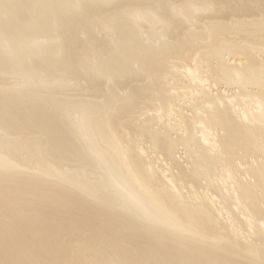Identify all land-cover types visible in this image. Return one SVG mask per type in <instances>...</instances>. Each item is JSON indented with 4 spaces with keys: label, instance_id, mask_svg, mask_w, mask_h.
Masks as SVG:
<instances>
[{
    "label": "bare ground",
    "instance_id": "1",
    "mask_svg": "<svg viewBox=\"0 0 264 264\" xmlns=\"http://www.w3.org/2000/svg\"><path fill=\"white\" fill-rule=\"evenodd\" d=\"M38 5L0 0V264H264V0Z\"/></svg>",
    "mask_w": 264,
    "mask_h": 264
},
{
    "label": "water",
    "instance_id": "2",
    "mask_svg": "<svg viewBox=\"0 0 264 264\" xmlns=\"http://www.w3.org/2000/svg\"><path fill=\"white\" fill-rule=\"evenodd\" d=\"M47 1L48 0H41V6L38 5V8H39L41 13L44 12L48 16L49 14H53V9L48 10L49 7L44 6L47 3ZM45 14H43V15H45Z\"/></svg>",
    "mask_w": 264,
    "mask_h": 264
},
{
    "label": "rangeland",
    "instance_id": "3",
    "mask_svg": "<svg viewBox=\"0 0 264 264\" xmlns=\"http://www.w3.org/2000/svg\"><path fill=\"white\" fill-rule=\"evenodd\" d=\"M22 171V170H21Z\"/></svg>",
    "mask_w": 264,
    "mask_h": 264
}]
</instances>
